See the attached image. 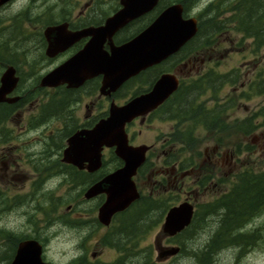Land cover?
Masks as SVG:
<instances>
[{
  "label": "flooded vegetation",
  "instance_id": "af4514ba",
  "mask_svg": "<svg viewBox=\"0 0 264 264\" xmlns=\"http://www.w3.org/2000/svg\"><path fill=\"white\" fill-rule=\"evenodd\" d=\"M56 3L52 0H27V2L26 0H0V85L1 77L7 68L13 67L14 75L18 76L15 88L7 94L9 98L18 97V99L11 102L0 101V211L3 197L6 198L7 205L10 202L21 203L22 200H18L19 195L25 196L26 203L47 200L53 209L57 210L60 223L74 231V236L61 238L58 254L62 259L59 262L49 254L51 247L48 232L36 227L34 222L28 219L22 226L15 228L1 224L0 264H16L17 262V264H27L37 250L40 251L41 261L49 264H163L169 262L183 252V248L179 246V252L174 255L165 256L163 252L170 245L175 244L172 241L182 232L172 236L163 233L162 224L165 215L170 207L180 202L178 196L181 190L183 195L181 201L188 200L192 203L193 218L196 216L202 203L198 201L199 196L210 189L209 186L199 184L203 175L201 178L197 177L198 174L195 175L196 168L202 164L193 161L190 166L180 168V160L167 161L166 157L169 154L153 153L151 149L154 144H149L151 148L146 153V159L133 176L139 197L126 208L114 212L108 224L99 220V209L105 202L106 194L100 193L87 199L84 193L91 185L122 167L124 162L113 149L109 148H104L101 166L94 171L78 168L63 161V151L70 136L82 128H91L99 120L92 111L95 100L89 99L85 103L84 114L77 111L76 105L82 98V95L79 96V91L96 77L85 81L79 88H68L65 84L56 87L40 86L41 78L80 50L89 37H83L66 50L54 56H48L46 50L49 43L45 30L60 24H66L70 32L96 27L104 24L105 20L120 10L122 5L120 0H113L110 13L106 12L104 19L96 21L95 16H91L95 11L92 9L89 11L91 6L89 3L72 16L71 12L56 6ZM173 4L182 6V18H196L197 33L164 62L151 66L126 80L111 97L98 95L99 98L106 97L110 101H115L116 93L137 79L145 80L147 84L141 89L134 90V94L146 92L163 73H175L179 87L181 85L193 87L192 85L201 79H203V85L209 82L210 75H189L191 67L187 69L188 65L191 66V56L197 55L190 48L206 47L212 43V46L215 45L213 41L211 42L207 29L206 36L204 34L202 39L200 35L198 36L201 21H204L206 26L209 23V19H205L208 17V7L202 9V4L198 0H157L150 10L130 19L120 27L113 35V42L115 45H120L131 40L149 26L164 9ZM241 36L243 37L244 34ZM248 39L254 44V38H245V40ZM105 48H108L107 44ZM186 48L189 50L184 51ZM34 53L38 54L39 60L33 59ZM200 53L199 50L198 54ZM61 58L65 59L61 61ZM49 61H59V63L53 62L55 64L50 69ZM180 66L182 69L179 68ZM183 68L187 69L188 74L184 75ZM23 75L27 76L23 77ZM67 91L72 93L69 103L51 102L58 101L53 98H60ZM174 94L155 111L169 108L168 102ZM130 97L117 104H124ZM152 113L145 118L137 117L129 122L126 125L127 134L137 120L143 123ZM128 137L129 143L133 144L129 134ZM105 150L109 152L106 153ZM212 151L214 154L218 153L215 149ZM190 177L189 186L195 189L188 191L184 189L186 185L184 182ZM142 181L146 184H141ZM55 187H59V190ZM10 191H15L17 194ZM20 191L26 192L18 194ZM53 191L56 194L51 197ZM65 192H71V196L68 197L64 194ZM148 212H153L152 218L159 227V231L153 235L152 242L144 245L140 223ZM164 240H168L166 245L162 244ZM28 241L36 243L24 246ZM68 241H72L73 248L64 247ZM200 264H205L203 259Z\"/></svg>",
  "mask_w": 264,
  "mask_h": 264
},
{
  "label": "rangeland",
  "instance_id": "374dc122",
  "mask_svg": "<svg viewBox=\"0 0 264 264\" xmlns=\"http://www.w3.org/2000/svg\"><path fill=\"white\" fill-rule=\"evenodd\" d=\"M52 1L57 2L56 6L71 12V16L76 15L82 7L89 3V6L91 5L89 11L91 9L95 11L91 16L94 15L96 21L104 19L107 15L106 12L110 13L113 4V0ZM198 2L202 4V9L213 6L208 12V17L205 19L211 18L213 14L219 15L218 19L225 30L221 34L218 32L214 34L211 40V42H214L216 38L217 42H214V46H212V43L206 47L190 48L197 55L191 56V66L188 65L187 67V69L191 67L189 75H201L208 70H216L218 73L230 76L226 82L225 78H220L223 75H210L208 82L210 85L208 86V83L202 84L201 89H194V97L190 98L192 101H196V103H204L205 107H211L213 104L216 105V103L232 101V104H228L230 107L221 115L223 121L230 123L233 120H241L251 116L254 117L253 122L255 124L261 125H259L255 132L244 137L239 136L238 133L230 132L227 134H231L232 136H230V139H227L224 133L209 132L207 129L202 131V134L198 136L196 151H199L201 154L195 155L193 153L192 160L202 165L196 168L195 175L198 174L197 177L201 178L204 172L208 171L207 168L211 167L213 172L217 173L219 177H223L224 180L220 183L215 182V185L205 192L204 195L202 193L199 196L198 201L202 203L191 225L172 241L175 244L170 245L182 247L183 252L163 264H200L201 259H203V263L205 264H264V207L257 214L249 218L245 224L235 229L238 233L254 237L253 241L241 244L240 242L223 241V238L220 240L218 237L215 238L218 233L222 236L225 235L224 232H218L223 211L210 208L211 211L208 212L204 206L208 202H213L218 194L229 188L228 183L233 179L232 175L234 172L238 171V173H242L247 170L254 173L263 172L264 115L262 114V110L264 109V92L248 90V86L249 84L256 85L258 81L264 78V47L257 49L250 39L239 41L242 38L241 32L235 29L234 23L230 20L231 13L224 12L225 9L231 7L234 0H198ZM204 27H206V24ZM206 29L208 30V28ZM202 37L203 35L200 36L201 39ZM198 40L200 39L198 38ZM197 50H200V55ZM33 59L39 60L38 54L34 53ZM64 59L61 58V61ZM53 62L55 61H49L48 63V65L51 64L50 69L55 63H59V61ZM179 68L182 69V66ZM187 69L183 68L184 75L187 73ZM259 73L263 74L259 75ZM26 76L23 75V77ZM145 84H147L146 81L141 79L129 83L127 87L116 93L115 102L120 104L125 98L127 99L131 94L133 95L134 90L141 89ZM97 88L98 86L94 90V87L88 84L84 89H81L79 96L81 97L82 95V98L76 104L77 111L79 110L81 114H84L86 112L85 103L89 99L95 100V107L92 111L96 119L107 112L110 102V99L106 97H98ZM91 91L93 92L87 93ZM241 94H248L249 96H242L240 98ZM216 96L217 100L214 99ZM221 107L223 106L221 105ZM177 124V120L172 117L169 108H164L156 111L154 115L148 117L143 123H139V120H137L128 130V134L131 136L133 144H154L151 152L169 154L174 147L170 148L167 146L164 148L162 144L165 140H169V135ZM30 134L36 135L35 133ZM172 134L174 136L172 138L177 141L179 138L177 134ZM221 138L224 145L220 144L219 140ZM214 149L218 153H212ZM105 152L107 153L109 150H105ZM230 177L231 180L229 179ZM184 183H186L184 186L185 190L195 189L189 186L191 184V177L186 179ZM141 184H146V182L142 181ZM58 188L55 187V189ZM10 192L17 194L15 191ZM25 192L20 191L18 194ZM181 192L179 190L178 200L180 202L183 198ZM55 194V191H53L51 197ZM64 194L68 197L71 196V192H65ZM5 199L3 197L2 210L0 211V225L4 224L7 227L15 228L16 226H22L28 219L34 222L33 224L36 227L48 232L51 247L49 254L60 262L62 258L58 252L61 238L74 236V231L65 227L62 222L60 223V219L57 218V210L53 209L51 203L47 200L41 202L34 200L26 203L25 196L19 195L18 200H22L21 203L10 202L7 205ZM152 216L153 212H148L140 223L143 231L142 243L144 245L152 242L153 235L159 231V227L154 222ZM213 240L219 241L216 245H212ZM72 241H68L64 247L73 248L74 244H72ZM167 243L168 240L162 242L163 245ZM213 254L215 255L213 256Z\"/></svg>",
  "mask_w": 264,
  "mask_h": 264
},
{
  "label": "water",
  "instance_id": "95a60500",
  "mask_svg": "<svg viewBox=\"0 0 264 264\" xmlns=\"http://www.w3.org/2000/svg\"><path fill=\"white\" fill-rule=\"evenodd\" d=\"M156 2L157 0H120L122 7L109 16L104 24L75 32H70L66 24L48 27L45 30L49 43L46 50L48 56L66 50L83 37L89 39L80 50L44 75L40 86L56 87L65 84L68 88H78L85 81L101 76L99 94L110 97L126 80L176 53L197 32L196 19L182 18L180 4L164 9L131 40L120 45L113 42V35L120 27L150 10ZM105 44L108 48H105ZM17 81L14 68H7L1 77L0 101L11 102L18 99L7 97ZM177 88L178 80L174 74L163 73L147 92L133 96L122 105L112 100L106 117L98 120L91 128L76 131L67 140L63 161L78 168L89 171L100 168L104 147H113L115 154L124 162L122 167L91 185L84 193L87 199L100 193L106 194L105 202L98 213L102 223L108 224L114 212L126 208L139 197L132 177L144 162L150 146L129 144L126 124L156 109ZM193 213V205L188 201L172 206L166 213L162 225L163 233L172 236L181 232L190 224ZM34 243L36 242L28 241L24 246ZM178 250L177 246L168 247L163 254L174 255ZM27 264L49 263L41 261L40 251L37 250Z\"/></svg>",
  "mask_w": 264,
  "mask_h": 264
},
{
  "label": "trees",
  "instance_id": "16d2710c",
  "mask_svg": "<svg viewBox=\"0 0 264 264\" xmlns=\"http://www.w3.org/2000/svg\"><path fill=\"white\" fill-rule=\"evenodd\" d=\"M230 4V3H229ZM213 6H209V11ZM224 12H230V20L234 23L235 29L244 36L239 40H244L245 37L254 38V46L258 49L264 45V0H234L230 8L224 10ZM219 14V13H218ZM217 14L211 15L209 18L208 26L204 27V21H201V28L198 36H202L208 28L210 35L213 36L215 33L224 32L225 28L220 24ZM221 31V32H220ZM260 43V44H259ZM189 50V48L184 49V51ZM263 73H259L261 75ZM201 75H223L220 78L226 80L230 75L218 73L216 70H208ZM202 80L196 81L195 84L189 86H180L177 92L174 94L173 98L169 100L170 104L169 112H171L172 117L177 120V125L173 128L172 133H176L179 137L175 141L172 137L173 134L170 133L169 140H165L162 144L163 147H174L169 156L166 157L167 161H177L180 160V168H185L190 166L193 161L192 157L195 154H201L196 151L198 146V136L201 135L202 131L208 130L209 132L224 133L227 139H230V132L238 133L239 136L244 137L246 135L252 134L257 130L259 125L253 122L254 117H247L241 120H233L230 123H226L221 119V115L226 112L230 107L225 103H216L213 107H205L204 103H196L192 101L190 97H194V89H201L202 85H197L196 83L202 84ZM91 86L95 88L99 84V78L93 79L89 82ZM258 90L259 92H264V78L255 84H249L248 90ZM244 92V91H243ZM72 93L67 91L64 95H61L58 101L52 103H69V99L72 98ZM247 97L248 94H241ZM214 99H218L217 96ZM172 103V104H171ZM221 105L223 107H221ZM264 115V109L262 110ZM105 112L101 117L106 115ZM98 117V118H101ZM264 120V119H263ZM264 123V122H263ZM219 140L220 144H223ZM177 146H176V145ZM233 148V145H232ZM188 153V155H186ZM194 153V154H193ZM208 171L200 179L199 184L201 186H207L208 184H214L223 182V177H219L217 173L213 172L211 167L207 168ZM233 179L229 178L231 181L228 183L229 188L224 192L218 194L216 199L211 203H206L204 206L207 211H211L210 208L214 210H222L221 223L218 226V232H224L225 235L222 236L220 233L216 234L215 238H223V241L229 242H240L245 244L246 242L253 241L252 235H247L244 233H238L236 228L242 226L246 221L257 214L264 207V172L254 173L252 171H244L238 173V171L233 173ZM214 181V182H213ZM228 181V180H227ZM219 235V236H218ZM212 240V239H211ZM219 240H213L212 245H216Z\"/></svg>",
  "mask_w": 264,
  "mask_h": 264
},
{
  "label": "bare ground",
  "instance_id": "6f19581e",
  "mask_svg": "<svg viewBox=\"0 0 264 264\" xmlns=\"http://www.w3.org/2000/svg\"><path fill=\"white\" fill-rule=\"evenodd\" d=\"M133 246V245H132ZM209 252V251H208ZM214 252V251H213ZM216 254V253H215ZM215 254H213V256L215 255ZM212 255V254H211ZM210 256V255H209ZM211 257V256H210ZM206 258V257H205ZM206 261V260H205ZM208 263H209V261H208Z\"/></svg>",
  "mask_w": 264,
  "mask_h": 264
}]
</instances>
